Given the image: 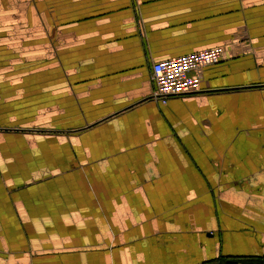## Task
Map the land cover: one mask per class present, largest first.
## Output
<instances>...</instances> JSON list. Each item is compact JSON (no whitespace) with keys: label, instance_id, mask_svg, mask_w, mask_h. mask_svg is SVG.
Masks as SVG:
<instances>
[{"label":"crops","instance_id":"1","mask_svg":"<svg viewBox=\"0 0 264 264\" xmlns=\"http://www.w3.org/2000/svg\"><path fill=\"white\" fill-rule=\"evenodd\" d=\"M84 1L57 0V70L117 108L56 173L0 161V264H264V0ZM213 46L200 93L150 99V59Z\"/></svg>","mask_w":264,"mask_h":264},{"label":"rangeland","instance_id":"2","mask_svg":"<svg viewBox=\"0 0 264 264\" xmlns=\"http://www.w3.org/2000/svg\"><path fill=\"white\" fill-rule=\"evenodd\" d=\"M57 16V0H0V161L17 169L12 178L16 183L30 174H53L67 166L73 155L80 154L75 150L97 142L96 134H70L117 108L100 100L102 88L73 97L67 73L63 79L64 73L57 70ZM144 26L137 25L142 36ZM229 47L235 59L253 50L244 29ZM91 98L94 103L88 101ZM243 114L226 118L238 122L235 118ZM243 122L246 125L249 119Z\"/></svg>","mask_w":264,"mask_h":264},{"label":"built area","instance_id":"3","mask_svg":"<svg viewBox=\"0 0 264 264\" xmlns=\"http://www.w3.org/2000/svg\"><path fill=\"white\" fill-rule=\"evenodd\" d=\"M224 53V47L213 46L151 62L153 91L150 99L165 103L170 98L200 93L203 69L221 61Z\"/></svg>","mask_w":264,"mask_h":264}]
</instances>
